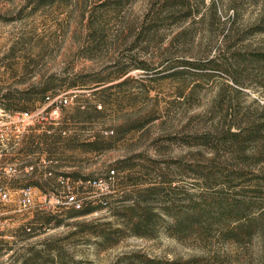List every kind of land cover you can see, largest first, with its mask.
Wrapping results in <instances>:
<instances>
[{
	"label": "rangeland",
	"instance_id": "rangeland-1",
	"mask_svg": "<svg viewBox=\"0 0 264 264\" xmlns=\"http://www.w3.org/2000/svg\"><path fill=\"white\" fill-rule=\"evenodd\" d=\"M151 2L0 0V90H52L48 101L27 104V112L52 118L65 139L81 140L61 146L54 158L58 172L74 174V185L115 172L108 206L82 217L48 198L21 211L13 192L0 217V264H145L146 258L257 264V239L237 246L222 239L219 227L204 236L171 231L172 218L160 209L156 224L138 236L120 215L122 201L129 204L128 197L137 195L136 183H157L162 190L153 198L166 202L204 188L189 166L222 162L229 153L199 145L197 138L246 122L264 106L260 69L234 67L226 74L205 66L216 55L264 51L261 4L193 0L191 16L178 13L142 36ZM61 98L68 101L64 107ZM95 136L102 150L81 147ZM207 184L208 190L219 188ZM90 191L74 190L79 196Z\"/></svg>",
	"mask_w": 264,
	"mask_h": 264
},
{
	"label": "trees",
	"instance_id": "trees-1",
	"mask_svg": "<svg viewBox=\"0 0 264 264\" xmlns=\"http://www.w3.org/2000/svg\"><path fill=\"white\" fill-rule=\"evenodd\" d=\"M120 1L115 0L116 5ZM153 1L145 14L146 20L140 27L142 36L152 29H158L159 24L173 19L178 13H184V18L191 16L193 0ZM199 1L202 5L204 4V0ZM252 1L261 4L264 12V0ZM205 66L208 70L226 74L232 73L233 69L236 70L234 67H238L242 71L256 68L260 69L259 73L264 77V51H234L227 58H220L219 55H216L211 57ZM125 72L123 71L122 74ZM234 81L238 82L237 79ZM262 86L264 87V78ZM49 91L52 90L50 88H43L40 92L16 89L2 92L0 90V109L9 113L27 112V104L48 101L52 97L47 94ZM261 112L262 114L256 115V117L255 115L251 116L246 122L230 124L224 130L197 138L199 145L212 147L217 151L222 150L226 155L229 153V158H224L222 162L212 158L204 165L189 166L188 169H192L191 171L199 177L200 182H203L204 188L194 194L187 195L186 199H182L180 202L177 200L161 201L153 198L158 196L162 190L157 183L133 184L135 189H139L137 190L138 196L130 195L128 197L129 204H124L125 202L122 201L123 206L121 207H125L124 211L120 213L122 218L127 221L126 226L130 227L129 231L138 236L145 235L146 229L156 224L155 219L159 218V213L156 210L160 209L166 215L171 216V231L183 230L190 234L204 236L208 235L213 227H219V235L222 239L237 246H246L257 239L261 250L257 264H264V106L261 108ZM48 131L49 133L43 131L40 135H33L29 138V151H44L49 157H56V160H59L61 146L70 148V146L81 143L77 135L65 139L63 136L65 132L61 128L49 127ZM97 139L99 140L95 136L93 141H84L81 147L100 151L103 148L97 144ZM232 155L237 157L232 160ZM233 161L237 163L235 166H232ZM117 169L123 170L122 166H118ZM53 174L56 178L64 179L74 176L72 173L64 172H54ZM114 179L115 176L113 181ZM248 179H250L249 182H247ZM209 182H217L215 186L219 188L208 190L207 183ZM168 183L167 185H171V182ZM49 184L53 185L51 182ZM54 186L58 187V190H51L52 192L61 190V184L55 183ZM140 186L143 187L140 188ZM43 192L46 193L47 190H43ZM110 196L111 194L101 195L93 201L85 202L80 210H74L73 216H87L95 212L96 207L106 208ZM153 199L158 201L157 204H154L155 200ZM182 201H185L183 205L186 209L181 213L178 208ZM171 231L169 234L175 235L176 232ZM97 235L107 237L102 232ZM144 261L145 264H197L201 260L161 262L146 258Z\"/></svg>",
	"mask_w": 264,
	"mask_h": 264
},
{
	"label": "built area",
	"instance_id": "built-area-1",
	"mask_svg": "<svg viewBox=\"0 0 264 264\" xmlns=\"http://www.w3.org/2000/svg\"><path fill=\"white\" fill-rule=\"evenodd\" d=\"M59 106L64 107L68 104L66 98H61L58 101ZM57 109L52 111V114H56ZM0 141H4L6 138L13 136L18 138L22 135H26L35 132L36 135H40L43 131L49 133L48 128L54 127L56 123L52 118L49 119H37L30 112L21 113H9L0 109ZM65 133H63L64 135ZM54 162L49 160H39L36 163H29L24 165L22 170L16 167H7L4 171L5 176H16L20 172H24L28 175L38 174L45 178H52L53 170L51 165ZM115 172L113 170L109 171L103 178H96L92 180H86L85 182H77L78 186H83L84 188L91 189L88 193H83L79 196L74 192L75 186L69 178H57V183L61 184V189L65 191L64 197L59 198L54 196L55 192L53 190H58V187L53 185H48L47 192L44 193L43 190H36L31 185H25L17 193L14 201L21 211H29L34 206L35 199H43L44 201L53 200L56 205H64L72 210H80L85 202L95 200L101 195H106L109 192V187L113 182V177ZM52 190V191H51ZM12 192L7 190L4 185L0 184V217L2 216V211L4 207L10 203L12 200Z\"/></svg>",
	"mask_w": 264,
	"mask_h": 264
},
{
	"label": "crops",
	"instance_id": "crops-1",
	"mask_svg": "<svg viewBox=\"0 0 264 264\" xmlns=\"http://www.w3.org/2000/svg\"><path fill=\"white\" fill-rule=\"evenodd\" d=\"M29 134L22 135L18 138L10 136L4 141H0V178L5 177L6 179V182H0V184L4 185L5 188L12 193H17L25 185H31L36 190H47L49 182L53 184L57 183V178L54 174L52 178H45L39 176L37 173L30 176L24 172H20L12 177L5 176L4 171L7 167H16L22 170L26 164L49 159L54 162L51 165L53 172H58L54 157H49L44 151H29Z\"/></svg>",
	"mask_w": 264,
	"mask_h": 264
}]
</instances>
